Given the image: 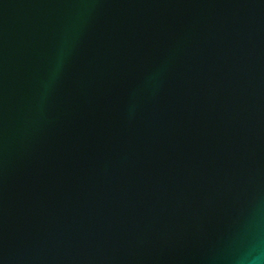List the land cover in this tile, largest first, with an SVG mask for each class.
I'll return each mask as SVG.
<instances>
[{
  "label": "water",
  "instance_id": "1",
  "mask_svg": "<svg viewBox=\"0 0 264 264\" xmlns=\"http://www.w3.org/2000/svg\"><path fill=\"white\" fill-rule=\"evenodd\" d=\"M257 210L264 0H0V264H230Z\"/></svg>",
  "mask_w": 264,
  "mask_h": 264
},
{
  "label": "clouds",
  "instance_id": "2",
  "mask_svg": "<svg viewBox=\"0 0 264 264\" xmlns=\"http://www.w3.org/2000/svg\"><path fill=\"white\" fill-rule=\"evenodd\" d=\"M247 233L245 242L231 249L230 264H264V244L261 242V226L258 210L242 225ZM231 238L226 241L230 243Z\"/></svg>",
  "mask_w": 264,
  "mask_h": 264
}]
</instances>
